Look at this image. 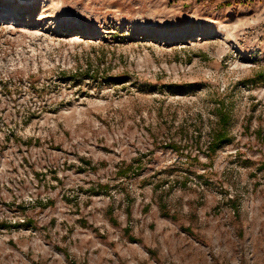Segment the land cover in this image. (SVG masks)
Returning <instances> with one entry per match:
<instances>
[{"label": "rangeland", "instance_id": "obj_1", "mask_svg": "<svg viewBox=\"0 0 264 264\" xmlns=\"http://www.w3.org/2000/svg\"><path fill=\"white\" fill-rule=\"evenodd\" d=\"M263 163L264 0H0V264H264Z\"/></svg>", "mask_w": 264, "mask_h": 264}, {"label": "trees", "instance_id": "obj_2", "mask_svg": "<svg viewBox=\"0 0 264 264\" xmlns=\"http://www.w3.org/2000/svg\"><path fill=\"white\" fill-rule=\"evenodd\" d=\"M225 117L222 116L221 120H223ZM226 132L225 131H219L217 134L213 136V142L210 143L211 147L210 150H215V148L218 146L219 141L223 140L225 138ZM262 168L264 169V163L262 164ZM131 240L133 241L134 239L131 237Z\"/></svg>", "mask_w": 264, "mask_h": 264}]
</instances>
